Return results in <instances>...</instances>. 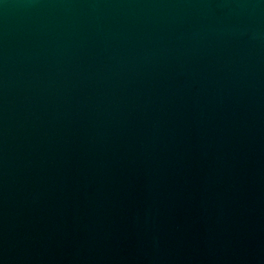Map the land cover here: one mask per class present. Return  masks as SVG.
Here are the masks:
<instances>
[{
	"label": "water",
	"instance_id": "water-1",
	"mask_svg": "<svg viewBox=\"0 0 264 264\" xmlns=\"http://www.w3.org/2000/svg\"><path fill=\"white\" fill-rule=\"evenodd\" d=\"M0 264H264V0H0Z\"/></svg>",
	"mask_w": 264,
	"mask_h": 264
}]
</instances>
